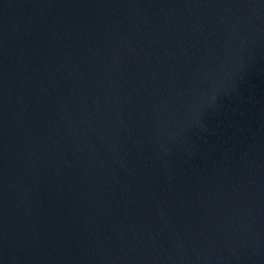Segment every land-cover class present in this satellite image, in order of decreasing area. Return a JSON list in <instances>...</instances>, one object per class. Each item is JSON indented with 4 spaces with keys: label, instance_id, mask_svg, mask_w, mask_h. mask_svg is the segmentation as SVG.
I'll list each match as a JSON object with an SVG mask.
<instances>
[{
    "label": "water",
    "instance_id": "1",
    "mask_svg": "<svg viewBox=\"0 0 264 264\" xmlns=\"http://www.w3.org/2000/svg\"><path fill=\"white\" fill-rule=\"evenodd\" d=\"M0 264H264V0H0Z\"/></svg>",
    "mask_w": 264,
    "mask_h": 264
}]
</instances>
